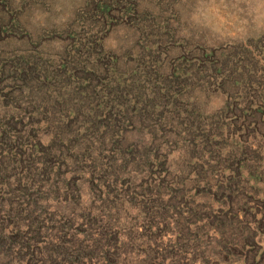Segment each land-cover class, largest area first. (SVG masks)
<instances>
[{
  "label": "rangeland",
  "instance_id": "374dc122",
  "mask_svg": "<svg viewBox=\"0 0 264 264\" xmlns=\"http://www.w3.org/2000/svg\"><path fill=\"white\" fill-rule=\"evenodd\" d=\"M261 2L0 0V264H264Z\"/></svg>",
  "mask_w": 264,
  "mask_h": 264
},
{
  "label": "trees",
  "instance_id": "16d2710c",
  "mask_svg": "<svg viewBox=\"0 0 264 264\" xmlns=\"http://www.w3.org/2000/svg\"><path fill=\"white\" fill-rule=\"evenodd\" d=\"M232 172L236 173V177L234 175L229 176L226 185L222 183L220 186H217V190H222V192H224V193L225 192L226 193L229 192L227 194V197L230 200H232V203H233V199L234 198H240V200H242L243 202L241 203L240 200H239L238 201L239 204H238L237 208H240V207L244 208L245 205H247V200L246 199H248L249 196H250L249 193L247 192V190L250 189L248 187H249V185L251 183V179H253V177H254V174L252 173L251 169H247V167L244 166V165L240 166L237 170H233ZM244 200H246V201H244ZM249 200H250L249 202H255V200H257V198L255 199L254 197H250ZM234 206L236 207V205L233 203V205L230 206L231 207L230 211L224 213V214H228L227 217H222V216H220V214H217V216L214 219V221L218 224L217 229H219V231L221 232L220 235L223 238V239H221L222 243H224V245L229 244L230 240H233V238L228 239V237H226V236H231V233H232V235L236 239H238V240H235V242H233L234 246L241 245V244L243 246H252V245H254V243L250 240V236L245 238L244 237V233H246L247 230H251V228H252V233L254 234V225H253L254 222H251V221H255L256 220V217H257L258 213H261V210L257 209V211H256L257 215H254V217H253V219L251 221H247V219L245 221H243L244 218L247 215L246 211L243 212V210H235ZM250 206L252 207V205H250ZM242 215L244 216L243 219L241 218ZM69 222L71 223V220H69ZM28 223H29L28 224L29 228L34 227L33 224L30 223V221ZM242 223L244 225L242 227L243 233H241V231H240V227L242 226ZM260 224H262V226H263L264 225V221H260ZM227 225L230 227V229H231L230 232L231 233L225 227ZM151 226H152V223H151ZM260 233H262V231ZM175 248L176 247L173 246L172 249H175ZM90 253L91 252H83V251L80 250L79 257L80 256L90 257ZM155 257L156 256H154V258L152 260L153 264H164L165 263V260H156ZM166 259H168V256H166ZM170 262L172 264H180V262L178 261L177 258H171Z\"/></svg>",
  "mask_w": 264,
  "mask_h": 264
},
{
  "label": "clouds",
  "instance_id": "9594fccd",
  "mask_svg": "<svg viewBox=\"0 0 264 264\" xmlns=\"http://www.w3.org/2000/svg\"><path fill=\"white\" fill-rule=\"evenodd\" d=\"M63 5H57V9L61 10L63 9ZM71 5L68 6L69 9H71ZM257 11L259 12V15L256 17V25L258 28H264V0H262V2L260 3V5L257 8ZM71 15V12L69 11L66 15H62L59 19H58V23H62L63 21L67 20L68 17ZM47 13H43L41 11H36L33 15V23L34 24H42L45 19H46ZM193 20L195 21H199L200 20V15L199 13H197L196 15L193 16ZM243 25H247L248 21H242L241 22ZM224 25L221 24L220 27H223ZM219 30V29H217ZM243 33L244 35H247V30L244 27H240L238 29V31H229L227 33H225L226 36H232V37H237L239 34ZM107 46L109 48H115L116 47V42L115 40H108L107 41ZM202 95V94H201ZM224 103V99L223 97L220 96H216L213 97L211 99V101L209 102L208 105V110L209 111H215L218 110L219 108H221L223 106ZM181 153L177 152L174 154V159L180 157Z\"/></svg>",
  "mask_w": 264,
  "mask_h": 264
}]
</instances>
